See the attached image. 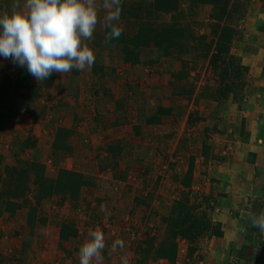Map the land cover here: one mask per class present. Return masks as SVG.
<instances>
[{"label":"rangeland","instance_id":"rangeland-1","mask_svg":"<svg viewBox=\"0 0 264 264\" xmlns=\"http://www.w3.org/2000/svg\"><path fill=\"white\" fill-rule=\"evenodd\" d=\"M151 2H125L119 22L125 35L142 23L175 22L184 31L181 46L167 55L142 49L141 62L127 65L121 45L105 44V28L98 24L86 43L107 77L99 78L92 67L56 73L39 97L27 99L28 108L19 109L21 98L13 93L19 65L0 56V111L8 116L0 128V264H79V248L97 227L109 246L105 264H120L110 245L132 230L141 235L136 244L124 245L132 264L158 261L155 247L172 239L167 223L173 204L187 193L179 181L191 158L186 197L195 218L215 229L192 240L178 236L175 264H264V233L250 223L252 214L264 210V0H230L221 24L232 26L235 35L229 53L217 61L206 51L217 31L210 5L183 0L169 14L150 12ZM12 4L0 1V14L10 13ZM239 64L244 72L236 69ZM160 106L171 113L149 124ZM57 127L73 131L71 152L53 150ZM108 146L120 147L119 157ZM34 161L44 164L47 179L59 168L100 178L109 198L96 182L97 188L83 189L76 205L58 197L37 204ZM20 176L25 188L18 185ZM10 202L21 207L9 213L4 207ZM32 214L34 222L28 223ZM65 223L74 224L77 238H59Z\"/></svg>","mask_w":264,"mask_h":264},{"label":"trees","instance_id":"trees-1","mask_svg":"<svg viewBox=\"0 0 264 264\" xmlns=\"http://www.w3.org/2000/svg\"><path fill=\"white\" fill-rule=\"evenodd\" d=\"M182 1L183 0H152L149 10L150 12H162L171 14L173 12H177L180 9ZM125 2H127V0H123L122 7H124ZM188 2H190L191 4L196 2L211 6V17L212 20L216 21L214 25L217 28V31L215 32L214 36L216 37V39L211 40L210 44L206 46V51H208V48L212 51L211 58L213 61L220 60L223 55L229 53L230 45L235 35V30L232 26L225 23L221 24L225 16L228 15L230 0H188ZM108 31L109 29H104V39ZM183 33V28L181 29L175 22H171L169 24L161 26H156L150 22H146L142 23V25L139 26L134 34L125 35V33L122 32L121 36L118 39H112L107 45L114 47H118V45H121L123 62L130 65H136L139 64L142 60V49H161L164 51V54L167 55L170 53V50L172 48L181 46V44L179 45V43L184 36ZM236 69L243 71L240 64ZM91 70L93 74L99 75V78L107 77L108 75L104 71V67L102 66V64L101 66L93 64ZM229 70L230 67H227L226 74L229 73ZM73 71H75V73L78 72L75 69ZM56 76L57 74L53 73L45 81L38 82L35 77L28 73L26 67L19 66L13 88L14 95L21 98L19 109L24 107L28 108L29 104L26 102L27 99L33 101L37 97H39L40 87H49L55 81ZM239 76L240 73L236 72V77ZM171 111V108L160 106L157 108L156 113H154L152 116H149L147 122L149 124H159L161 122V116L169 115ZM7 121L8 116L4 112L0 111V128H4V124L7 123ZM72 133L73 131L70 130V128L57 127L52 142L53 150L61 153L71 152L73 150V147L70 143ZM107 150L110 154L113 155V157H119L121 153L120 147L118 146H108ZM1 159L2 156L0 154V164ZM31 170L33 171L35 181L39 186L36 196L37 204H39L42 200L51 199L53 197H58L61 200L68 198L75 204L76 201H79L80 196L82 198L81 194H83V189L93 186V181H91L90 178L83 172L77 170L59 168L55 178L52 179H47L45 177V166L39 161H34L31 163ZM192 173L193 158L190 159L188 168L179 181L182 189L186 190L187 193L189 192V189L192 185ZM23 179L24 177L20 176L17 181L18 185L19 183H22V188H25L24 184H26V182L22 181ZM17 188H19L18 190H20L19 186H17ZM101 189L105 191L104 196L106 198L104 197V199L109 198L108 190H105L104 187H102ZM187 193L183 191L182 198L175 201L172 206L171 216L169 217L167 223V227L171 230L172 233V239L170 241L164 240L160 246H158L157 248L155 247V256L153 258L159 260H167L170 264H175L179 248L178 241L176 239L178 236L184 239L192 240L198 234L204 231L206 232L210 229H215L213 227L210 228V224L203 223L202 220L200 221L199 219L195 218L193 209L189 205L188 198L186 197L188 195ZM15 197H17L16 194ZM142 199L140 200L137 198L136 202L146 204L147 202ZM20 207L21 205L17 202H10L8 203V206L4 207V209L9 213H13L17 208ZM30 211H34L35 214L36 206H31ZM34 217L35 216L33 214L28 216V223H33L35 219ZM45 222L46 219L42 220V225L45 224ZM216 228L218 229L219 226H217ZM77 233L78 229L75 228L74 224L65 223L62 224L59 230V238L62 241H67L69 239H72L73 237H76ZM123 241L125 245L126 239H123ZM78 242L79 245L82 244L80 239Z\"/></svg>","mask_w":264,"mask_h":264},{"label":"clouds","instance_id":"clouds-1","mask_svg":"<svg viewBox=\"0 0 264 264\" xmlns=\"http://www.w3.org/2000/svg\"><path fill=\"white\" fill-rule=\"evenodd\" d=\"M122 5L123 0H13L11 12L0 14V56L26 67L38 82L53 73L90 70L96 56L86 41L93 39L98 24L109 29L105 44L118 39L123 32ZM106 209L101 205L102 211ZM250 223L264 233V210L252 214ZM107 247L99 227L89 230L78 251L79 264H105ZM117 249L123 253L120 264H129L123 240L111 243V253Z\"/></svg>","mask_w":264,"mask_h":264},{"label":"built area","instance_id":"built-area-1","mask_svg":"<svg viewBox=\"0 0 264 264\" xmlns=\"http://www.w3.org/2000/svg\"><path fill=\"white\" fill-rule=\"evenodd\" d=\"M117 233H118V232H117ZM158 233H159V230H156V228H154V230L152 231L153 236L158 237V235H159ZM137 234H138L137 230H132L131 235L128 234V237L126 238L125 243H126L128 246H130L129 241H130L131 243H133V244H136L137 242H139V241L141 240V235H140L139 238H137V237H136ZM115 235H116V237H117L118 234H115ZM118 239L123 240L124 238L122 239V237H121V238L118 237ZM127 239H128V240H127ZM119 253H120V250L118 249V251H116L115 253H112V254L115 255V257H120L121 255H120ZM132 263H133V261H131V259H129V264H132Z\"/></svg>","mask_w":264,"mask_h":264},{"label":"crops","instance_id":"crops-1","mask_svg":"<svg viewBox=\"0 0 264 264\" xmlns=\"http://www.w3.org/2000/svg\"><path fill=\"white\" fill-rule=\"evenodd\" d=\"M0 1H3V0H0ZM127 65H129V64H127ZM90 180L93 181V186L85 188L86 190H90V188H93L95 185H96V188H97L98 184H96V182H98V183L101 182V184H99L100 188L103 187V184L107 183V182H103V180L100 179V178H98V180H96V177H94L93 179L90 178ZM104 192H105L104 190L101 192L102 196L105 195ZM108 194H109V192H108ZM159 262L162 263V264H169V262L167 260H163V259L155 261V262L152 261L153 264H158ZM152 263H149V264H152Z\"/></svg>","mask_w":264,"mask_h":264}]
</instances>
